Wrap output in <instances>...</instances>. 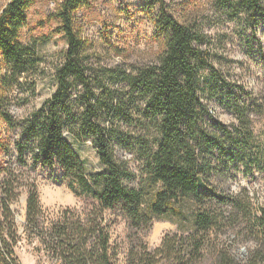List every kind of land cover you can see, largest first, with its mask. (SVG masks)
<instances>
[{
  "label": "trees",
  "instance_id": "16d2710c",
  "mask_svg": "<svg viewBox=\"0 0 264 264\" xmlns=\"http://www.w3.org/2000/svg\"><path fill=\"white\" fill-rule=\"evenodd\" d=\"M148 1L158 7L153 24L164 46L158 62L131 72L107 70L104 78L89 69L74 30V14L86 0L61 4L58 17L68 48L55 73L56 90L23 123L13 154L21 168L30 161L34 167L60 170L77 185L72 188L88 200V207L57 213L43 209L35 183L20 184L16 168L1 158L11 152L0 136V264H21L12 210L20 188L27 192L25 232L38 240L49 264H118L107 212L123 217L136 236L126 264H264V206L253 209L249 197L229 195L210 181L216 174L215 153L226 154L227 143L236 151L233 162L239 157L246 170L250 163H264L263 152L250 146L251 134H246L259 106L253 94L242 90L243 97L231 101L239 125L228 127L215 118L203 73L219 71L201 48L204 38L198 27L180 22L164 0ZM217 1L231 17L242 16L253 27L264 21V0ZM31 3L10 0L0 13L7 88L20 85L40 62L35 49L20 41ZM106 78L122 83V100L116 90L106 89ZM5 107L0 99V120L13 126ZM125 126L136 132H126ZM66 132L80 141L92 140L103 173L86 174ZM126 153L140 163L139 174L124 159ZM188 205V230L166 234L153 250L138 237L155 220L181 218ZM240 221L247 223L243 232L237 230ZM249 241L252 245L246 247Z\"/></svg>",
  "mask_w": 264,
  "mask_h": 264
},
{
  "label": "rangeland",
  "instance_id": "374dc122",
  "mask_svg": "<svg viewBox=\"0 0 264 264\" xmlns=\"http://www.w3.org/2000/svg\"><path fill=\"white\" fill-rule=\"evenodd\" d=\"M9 1L0 0V13ZM164 1L167 10L180 22L198 27L204 38L201 48L211 54L213 66L220 72L215 75L214 71L206 69L203 73V80L210 83L209 104L214 117L228 127L239 125L231 101L242 98L245 92L253 94L259 108L251 117L246 134H251L250 146L263 152L261 160L264 162V21L259 20L253 27L242 16L231 17L217 0ZM63 2L32 0L26 12L27 20L20 31V41L35 49L40 60L37 71L26 74L20 85L7 88L5 83L3 85L7 69L0 56V99L5 102V109L14 124L9 126L0 120V136L8 142L11 152L9 156L2 154L1 158L8 167L12 164L16 168L20 184L35 183L40 203L50 213L65 208L82 211L88 207V200L76 191L78 187L73 180L60 170L53 172L34 167L30 161L21 168L13 149L23 123L56 90L55 73L68 48L58 17ZM157 12L158 7H153L148 0H86L75 12L73 24L82 41L84 60L93 74L104 78L107 70L131 72L134 68L157 63L164 47L153 24ZM103 80L106 89L116 90L118 98H124L122 83L116 85L108 78ZM123 129L128 133L136 132L134 126ZM65 138L83 162L87 175L105 171L92 140L80 141L69 132L65 133ZM226 146V154L215 153L216 174L211 177V186L229 195L249 197L253 209L264 206V163L260 166L250 163L246 170L239 157L233 162L235 148H229L228 143ZM123 156L130 168L139 174L141 166L135 156L129 153ZM26 201L27 192L20 188L12 204L19 235L16 256L21 264H49L40 251L38 240L28 237L25 232ZM191 209L190 205L185 207L181 218L155 220L151 229L139 232L138 237L150 249H156L166 234L191 228ZM106 218L110 224L111 244L117 252V263L126 264L130 248L136 244V236L123 217L107 212ZM246 225L240 221L237 230L245 231ZM251 245L249 241L246 247ZM241 248L245 250L244 246Z\"/></svg>",
  "mask_w": 264,
  "mask_h": 264
}]
</instances>
